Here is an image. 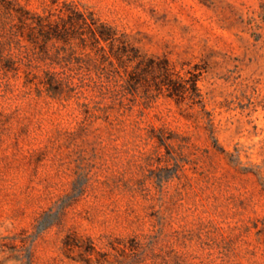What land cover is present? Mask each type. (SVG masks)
<instances>
[{
    "label": "rangeland",
    "instance_id": "rangeland-1",
    "mask_svg": "<svg viewBox=\"0 0 264 264\" xmlns=\"http://www.w3.org/2000/svg\"><path fill=\"white\" fill-rule=\"evenodd\" d=\"M65 1L195 72L200 101L77 45L29 57L68 99L0 79V264H264V0Z\"/></svg>",
    "mask_w": 264,
    "mask_h": 264
},
{
    "label": "trees",
    "instance_id": "trees-1",
    "mask_svg": "<svg viewBox=\"0 0 264 264\" xmlns=\"http://www.w3.org/2000/svg\"><path fill=\"white\" fill-rule=\"evenodd\" d=\"M261 8L264 15V2ZM75 45L94 49L100 60L107 61L119 77L118 68L127 74L128 81L150 73L155 89L165 88L167 95L176 99L188 97L192 102L200 101L195 72L187 70V75H182L166 58H145L124 35L100 21L92 11L79 9L72 1L51 0L48 7L38 13L16 0H0V79L7 82L24 65L25 85L32 83L38 93L44 90L51 97L68 99L76 93L72 82L48 69L42 77L32 73L29 57L40 54L42 58H50L52 48L55 57L59 51L73 54ZM130 62L134 65L128 70ZM68 240L69 236L63 241L64 246L71 244ZM91 250L86 248L85 252L89 255ZM88 260L89 256L85 262ZM28 261L30 263V254Z\"/></svg>",
    "mask_w": 264,
    "mask_h": 264
}]
</instances>
